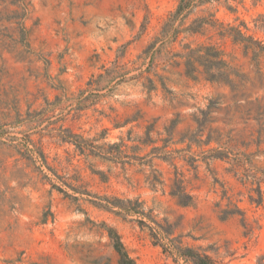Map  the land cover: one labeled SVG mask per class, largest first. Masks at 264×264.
Here are the masks:
<instances>
[{
    "label": "rangeland",
    "instance_id": "obj_1",
    "mask_svg": "<svg viewBox=\"0 0 264 264\" xmlns=\"http://www.w3.org/2000/svg\"><path fill=\"white\" fill-rule=\"evenodd\" d=\"M178 3L0 0V264H118L109 228L135 264H264V52L219 34L264 44V0H194L164 34ZM184 43L219 46L233 84L189 77ZM72 135L128 148L86 159ZM175 171L193 205L169 194Z\"/></svg>",
    "mask_w": 264,
    "mask_h": 264
},
{
    "label": "trees",
    "instance_id": "obj_2",
    "mask_svg": "<svg viewBox=\"0 0 264 264\" xmlns=\"http://www.w3.org/2000/svg\"><path fill=\"white\" fill-rule=\"evenodd\" d=\"M194 0H179V3L174 12L170 13L169 21L166 23L163 33L167 34L169 30L172 28V22L177 19L185 8H187L190 4H192ZM199 3H206L211 0H198ZM186 15V14H185ZM207 24L206 21L203 19L195 20L190 26L183 29V32H187L189 35L194 34H202L201 30ZM209 24V23H208ZM211 26H215V24H210ZM246 27V25H244ZM222 27V25H220ZM173 35H177V29H172ZM221 37H230L234 43L241 44L245 53L252 52L253 55H261L264 52V44L262 41L255 39L252 35H246L245 32L241 31L238 26H231L229 28H224L219 32ZM152 44H149L147 49L151 48ZM183 53L180 57L184 58V65L186 67V74L196 79V73L199 72V68H202L205 73V78L213 81V82H223L228 83L230 85L233 84V79L231 75L234 74L229 63L224 58L225 53L223 50L214 44L209 45H198L196 47H191V44L184 43L182 44ZM176 124V121L174 122ZM149 129L147 130V135L144 139L140 141L141 144L148 145L151 142V138L148 136ZM201 129L199 130V132ZM75 136V139L72 142L75 144L76 149L78 152L86 159L89 158L90 155L93 156H102L105 159L115 161L117 159H122L127 151L128 145L124 142L112 143L109 145L110 149H104L102 146H98V150L95 151V145H92L88 140L81 138L80 136ZM211 141H215L216 143H220L219 136L212 137L209 135L204 143L209 144ZM213 154L209 157L212 159L221 158V151L218 147L211 148ZM130 163V162H126ZM156 169H151L150 174L147 176L149 180V184L151 187H156L157 184H163V181L159 179V175L155 174ZM85 193L86 191H81ZM87 193V192H86ZM169 194L174 197L178 204L183 206H189L194 204V196L187 191V180L184 178V175L181 172L175 171L174 177L172 179L170 185ZM119 203H110L119 206L124 210H132L134 212H141L139 211L140 202L136 201L133 203L134 206H126L125 204L121 203L122 201H118ZM127 202L131 203L130 200ZM99 206L102 204L97 203ZM106 206V205H105ZM221 218H228L234 214V212L230 209H225L222 211ZM109 237L112 241V246L114 250L117 252L119 259L118 264H135L134 260L128 255L123 243L120 240V237L116 230L113 228L108 229ZM185 257L191 258L194 264H214L212 259L205 254H199L194 252L191 248H186L183 252Z\"/></svg>",
    "mask_w": 264,
    "mask_h": 264
}]
</instances>
